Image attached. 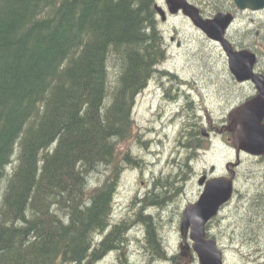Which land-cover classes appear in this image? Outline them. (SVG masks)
Instances as JSON below:
<instances>
[{"label":"trees","instance_id":"1","mask_svg":"<svg viewBox=\"0 0 264 264\" xmlns=\"http://www.w3.org/2000/svg\"><path fill=\"white\" fill-rule=\"evenodd\" d=\"M155 5L0 0V264H96L111 253L129 264L134 226L145 264H181L151 215L112 218L117 145L133 136L136 97L165 60ZM108 168L89 190L91 175ZM251 202L254 215L240 219L256 236L264 195Z\"/></svg>","mask_w":264,"mask_h":264},{"label":"rangeland","instance_id":"2","mask_svg":"<svg viewBox=\"0 0 264 264\" xmlns=\"http://www.w3.org/2000/svg\"><path fill=\"white\" fill-rule=\"evenodd\" d=\"M164 1L156 0V3L164 7ZM161 28L165 35L175 30L182 46L177 48L175 44H170L166 58L157 71H168L178 80H188L189 83L195 81L196 86H201L199 91L213 117L223 116L228 111V106H224L225 99L235 101L233 94L237 89L232 84L228 61L221 48L213 44L204 45L202 37L196 35L191 25L182 18L169 20ZM258 68H264V65ZM211 81L213 86L208 87ZM176 84L174 81V86ZM155 85L156 79L136 97L132 113L133 136L117 145L119 173L112 218L116 222H131L142 210L143 215H151L155 225L157 223L168 256L181 255V264H198L191 249L192 243L188 240L182 247L179 227L184 209L198 201L203 188L197 183L198 175L177 165L185 161L187 150L178 144L182 140L180 125L168 127V124L179 107L169 102L160 104L161 92L156 90ZM170 93L173 94L172 91ZM126 154L135 164L124 161ZM241 159L233 199L208 224V233L222 250L224 264H264V231L253 236V231L240 219L246 211L254 215L253 206H250L251 197L259 193L264 195V168L252 158L242 156ZM228 162H235L230 144L226 138L212 136L205 150L200 151L191 163L197 173L204 168L208 171L211 165H215L217 173L222 174ZM109 173L110 168L91 175L89 190L101 185ZM153 195L161 202L148 205L149 197ZM127 237L130 245L124 250L126 260L129 264H145L147 259L141 250L144 240L142 228L132 227ZM96 264L121 263L117 254L111 253L106 260Z\"/></svg>","mask_w":264,"mask_h":264},{"label":"flooded vegetation","instance_id":"3","mask_svg":"<svg viewBox=\"0 0 264 264\" xmlns=\"http://www.w3.org/2000/svg\"><path fill=\"white\" fill-rule=\"evenodd\" d=\"M180 1L182 0H172L170 4L168 0H165V5L162 7L165 17L164 20L160 18L158 24L165 53L170 44H175L177 48H181L182 45L175 30L171 34L165 35L161 26H164L169 20L182 18L191 25L196 35L202 37L204 45L213 44L214 46L220 47L227 61L228 56L222 42H225L233 53L246 52L253 54L255 56L253 73L262 76L263 81L260 82L258 88L252 80L239 82L231 74L232 84L237 89L233 94L235 101L225 99L224 106H228V111L218 118L213 117L208 107L205 106V98L203 99L204 96L202 97L201 90L199 91L201 86H196L195 81L189 83L188 80H178L168 71H157V69L142 91L156 79V90L161 92L159 103L169 102L170 105L179 107L177 109L179 111H176L170 118L171 124H168V127L177 124L180 125V136L182 140L180 139L178 144L187 150L185 161L177 165H182L187 172L198 175V185L201 178L205 179V183L213 178L231 176L233 177L235 185L236 178L238 177V169L242 164V156L252 158L264 168V155L252 156L242 151L237 152L234 148V135L237 130V122L235 117L231 116L232 112L241 105L252 102L259 96H264V68H258L264 65V8L260 10H252L249 8L240 9L237 7L235 0H184L197 10L198 16L203 21L213 20L219 14L231 18V22L222 32L221 42L219 40H213L201 29L196 27L189 15H186L181 9L175 10L176 4L180 3ZM162 80H167L168 82ZM174 81L177 83L176 86L181 87L183 85L184 87L179 88L174 86ZM210 83L211 85L208 87L213 86V82L211 81ZM168 84L170 86H167ZM171 91L173 94L170 93ZM262 123L264 124V118H262ZM212 136L220 137L224 140L226 138L234 153L235 162L226 163L225 172L222 174L217 173L215 165H211L208 171L204 168L197 173L193 170L191 162L195 160V157L197 158L200 151L205 150L207 144L211 142Z\"/></svg>","mask_w":264,"mask_h":264},{"label":"water","instance_id":"4","mask_svg":"<svg viewBox=\"0 0 264 264\" xmlns=\"http://www.w3.org/2000/svg\"><path fill=\"white\" fill-rule=\"evenodd\" d=\"M172 3V0H168ZM238 8L260 10L264 8V0H235ZM174 5V4H172ZM159 17L164 20L165 13L157 4L154 7ZM181 9L189 15L193 24L206 33L213 40L222 42V32L231 22L230 17L221 14L213 20L203 21L198 16L197 10L184 0L176 4L175 10ZM228 56V65L231 74L240 82L252 80L259 88L263 77L253 73L255 56L246 52L233 53L229 46L222 42ZM237 122L234 135V148L237 152H244L252 156L264 155V96L257 97L254 101L245 103L231 114ZM213 169V168H212ZM199 180L203 191L197 202L186 207L182 213L179 233L181 245L184 247L189 240L192 243L198 264H224V255L217 242L207 237L206 227L215 219L220 210L233 198V177H217L205 182Z\"/></svg>","mask_w":264,"mask_h":264},{"label":"bare ground","instance_id":"5","mask_svg":"<svg viewBox=\"0 0 264 264\" xmlns=\"http://www.w3.org/2000/svg\"><path fill=\"white\" fill-rule=\"evenodd\" d=\"M114 68V67H113ZM106 95V94H105ZM113 97V96H112Z\"/></svg>","mask_w":264,"mask_h":264}]
</instances>
